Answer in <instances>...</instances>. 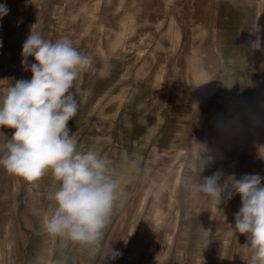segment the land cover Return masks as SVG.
Instances as JSON below:
<instances>
[{
    "label": "rangeland",
    "instance_id": "obj_1",
    "mask_svg": "<svg viewBox=\"0 0 264 264\" xmlns=\"http://www.w3.org/2000/svg\"><path fill=\"white\" fill-rule=\"evenodd\" d=\"M0 4V93L31 78V30L69 38L94 61L69 128L121 185L102 239L79 246L43 229L51 172L28 182L0 166V264H246L240 196L216 207L197 185L217 170L264 177V0ZM13 131L0 129V155Z\"/></svg>",
    "mask_w": 264,
    "mask_h": 264
},
{
    "label": "clouds",
    "instance_id": "obj_2",
    "mask_svg": "<svg viewBox=\"0 0 264 264\" xmlns=\"http://www.w3.org/2000/svg\"><path fill=\"white\" fill-rule=\"evenodd\" d=\"M7 14L6 5L0 4V18ZM21 56V66L31 78L15 80L0 93V129L14 130L3 145L0 166L28 182L50 171L57 184L49 195L53 204L44 216V231L74 245L95 246L110 222L121 185L110 174L107 155L78 150L77 137L69 128L78 111L74 82L93 68V58L67 37L52 42L32 30ZM262 181L259 174L238 179L234 173L217 170L197 185V191L216 207L240 196L232 229L246 236L242 246L249 254L246 264H264ZM120 255L111 251L109 256Z\"/></svg>",
    "mask_w": 264,
    "mask_h": 264
},
{
    "label": "bare ground",
    "instance_id": "obj_3",
    "mask_svg": "<svg viewBox=\"0 0 264 264\" xmlns=\"http://www.w3.org/2000/svg\"><path fill=\"white\" fill-rule=\"evenodd\" d=\"M54 246V245H53ZM63 249V248H62Z\"/></svg>",
    "mask_w": 264,
    "mask_h": 264
}]
</instances>
